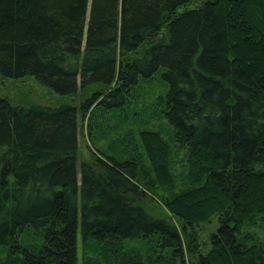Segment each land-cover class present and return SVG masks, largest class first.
<instances>
[{
	"label": "trees",
	"instance_id": "1",
	"mask_svg": "<svg viewBox=\"0 0 264 264\" xmlns=\"http://www.w3.org/2000/svg\"><path fill=\"white\" fill-rule=\"evenodd\" d=\"M158 75L186 155L187 188L165 203L181 231L144 204L174 182L160 135L79 160L80 115L100 127ZM0 76L87 93L79 107L0 96L1 264H79L78 231L82 264H264L249 231L264 227V0H0Z\"/></svg>",
	"mask_w": 264,
	"mask_h": 264
},
{
	"label": "rangeland",
	"instance_id": "2",
	"mask_svg": "<svg viewBox=\"0 0 264 264\" xmlns=\"http://www.w3.org/2000/svg\"><path fill=\"white\" fill-rule=\"evenodd\" d=\"M197 3L192 5L195 6ZM165 86L158 75L154 80L143 83L135 91L137 100L123 113L114 118L99 120L102 122L97 127L89 125V118H79V160L90 161L93 154L101 153L117 159L127 158V152H130L137 143L139 151L144 152L141 146L140 134L142 132H153L163 139L171 151L170 164L173 184L168 189H162L160 186L152 185L150 190L144 189V204L153 213L165 217L173 222L179 230H182V224L174 217L165 206L167 200L179 195L187 188L186 184V155L178 151L173 141V135L166 121L161 118V99L165 94ZM92 91L89 92L91 95ZM0 96L6 97L14 103L22 101H33L47 106H58L64 103H70L77 107L81 105L87 96V93H79L75 97L62 98L50 92L45 87L37 83L33 78L24 79H4L0 76ZM130 138V143L124 146V141ZM146 184V182H144ZM145 188V187H144ZM217 218L212 224L203 225V231L200 232L201 248L207 243L208 235L217 228ZM257 224L251 226L249 231L256 233L264 240V227ZM7 253L0 249V264L5 260ZM84 250L81 243V234L78 231V259L82 264ZM99 256L95 255V259ZM192 258H187L188 264ZM193 261L195 259L193 258Z\"/></svg>",
	"mask_w": 264,
	"mask_h": 264
}]
</instances>
